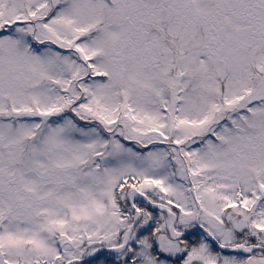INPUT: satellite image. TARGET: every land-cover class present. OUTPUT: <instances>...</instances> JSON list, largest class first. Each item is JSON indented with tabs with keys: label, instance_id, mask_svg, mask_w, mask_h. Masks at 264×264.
I'll use <instances>...</instances> for the list:
<instances>
[{
	"label": "snow or ice",
	"instance_id": "obj_1",
	"mask_svg": "<svg viewBox=\"0 0 264 264\" xmlns=\"http://www.w3.org/2000/svg\"><path fill=\"white\" fill-rule=\"evenodd\" d=\"M0 264H264V0H0Z\"/></svg>",
	"mask_w": 264,
	"mask_h": 264
}]
</instances>
